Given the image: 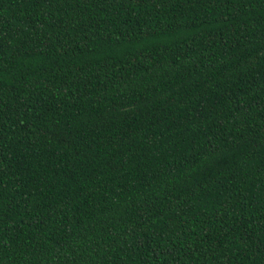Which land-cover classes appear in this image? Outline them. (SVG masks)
I'll list each match as a JSON object with an SVG mask.
<instances>
[{"label":"trees","instance_id":"16d2710c","mask_svg":"<svg viewBox=\"0 0 264 264\" xmlns=\"http://www.w3.org/2000/svg\"><path fill=\"white\" fill-rule=\"evenodd\" d=\"M0 264H264V0H0Z\"/></svg>","mask_w":264,"mask_h":264}]
</instances>
